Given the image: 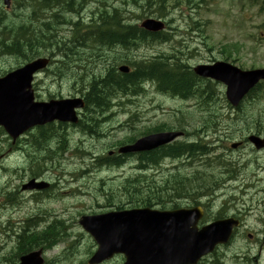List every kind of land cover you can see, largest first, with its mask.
I'll list each match as a JSON object with an SVG mask.
<instances>
[{"label":"trees","instance_id":"16d2710c","mask_svg":"<svg viewBox=\"0 0 264 264\" xmlns=\"http://www.w3.org/2000/svg\"><path fill=\"white\" fill-rule=\"evenodd\" d=\"M91 1L13 0L14 12L16 11L15 13L13 12L14 15L19 13L17 12L19 5L25 4L26 8L24 9V14L21 12V14L16 15L18 19H10L0 0V57L2 59L9 57L15 61L17 65L10 68V70L21 67L25 63L39 57L51 58L52 63L55 65L56 63L53 60L55 61L60 57L56 74L59 78L66 76L63 74L64 72L68 74V79L73 77L77 81L80 89L83 90L88 85L92 87V91L88 93L90 98L87 100L89 112H101V110L108 112L111 108L112 99L117 97L119 88L125 92H128L130 88L131 91H134L146 78L148 80L151 78V81L155 82V84L158 83L161 89L171 90L176 95L187 97L198 89L206 97L205 93L196 84L193 72L185 70L178 63L167 65L162 58H159L149 67L138 64L139 68L136 73L127 75L124 78L120 76L121 74L116 73L115 67L107 68V61L102 62L105 60V53L112 51V47L117 42L121 41L124 48L128 50L133 38L137 37L138 41L146 43L148 37H146L147 33L144 31L123 24V19H119L117 11L112 10L107 1H96L94 5ZM153 4L158 6L159 10L164 11V0H153L151 5ZM56 5L61 8L60 15L57 13L52 15L51 11L54 10ZM81 8L82 11L96 9L97 12L95 14L98 15L99 18L97 17V19L100 20H92L89 23L79 21L74 26L71 43L69 40L65 42L64 36L61 37V34H63L61 26L69 24V21L64 19V14L70 9L78 13ZM30 9L36 17H33ZM29 11L30 13L25 14ZM62 13L64 14L62 15ZM51 16L54 17L55 21L48 23L51 20ZM55 16L59 18L56 19ZM158 37H160V41H164V37L160 35H155V40ZM150 42L151 40L149 39ZM68 48H72L73 51L69 53L62 51ZM6 70V68H0V76L5 74ZM88 119H90L88 127L93 128V133L98 132L97 126L94 125V118L89 117ZM171 124L173 125V123ZM254 124L257 125L258 130L264 128V117L256 118ZM61 127H63L62 130L56 127L55 124H50L36 128L28 134V139L23 141L26 144L25 154L28 157V161L25 163L28 164L27 169H25L27 179L41 178L44 168L50 164L61 167L64 154L66 153L80 160L84 155L89 156V154L84 153L82 147L69 145V130L65 126ZM168 128L169 126L165 123L154 127L152 130L160 131ZM129 141H134V138ZM19 144L20 141L18 140L16 146ZM0 146L14 149L11 139L3 129H0ZM51 147L56 148V150L51 149ZM1 151L0 147V154ZM194 152L195 146H183L181 143H176L169 147L142 154L139 157V162L141 168L148 169L158 165L167 156L179 158L186 154L191 156ZM109 164H116V161L110 156H105L102 160L100 157L97 158V168H102L103 165L108 166ZM152 182V180H149V192H146L148 194L143 199H137L136 202L152 206L155 205L156 202L154 200H156L161 206H166L165 208L176 209L181 208V206L177 204L175 198L184 196L187 204L197 205V197L217 190L222 184V179L202 172L191 179L189 177L175 176L161 184ZM15 190L18 191L19 187H16ZM15 190H9L7 186L0 189V193H3L0 195L3 197L1 202H3L7 212L15 210L19 206L18 195L14 192ZM49 191L50 189L41 191L32 196L38 212H35L34 216L28 217L25 222L17 224L19 226L15 232L17 234L15 246L8 252L10 257L6 258L9 264H17L18 258L27 252L40 248L44 251L50 250L53 246L62 243L65 237L68 238L71 235L69 232L67 234L64 222L55 220V222L50 224L51 226H47L48 224L43 218L36 220V217L39 216V210L49 204L47 197H45ZM114 192L111 189L109 194L112 195ZM157 194H161L162 197H156ZM148 197L149 199H146ZM10 221L8 219L2 222L0 225L1 233L7 234L12 231L13 225ZM38 227L40 229H37ZM3 246H10L7 238L4 240ZM72 256L71 252L67 253L63 257L65 259L64 263L72 264L74 261ZM3 260L5 261V258ZM59 260V258H56V261Z\"/></svg>","mask_w":264,"mask_h":264},{"label":"water","instance_id":"95a60500","mask_svg":"<svg viewBox=\"0 0 264 264\" xmlns=\"http://www.w3.org/2000/svg\"><path fill=\"white\" fill-rule=\"evenodd\" d=\"M4 3L8 7L10 6V0H4ZM145 27L151 31H159L163 28L162 24L152 21L147 22ZM47 63V60H34L0 78V127H3L13 140L19 138L29 129L44 125L53 119L75 120L73 114L75 101L51 102L50 104L34 102L32 88L34 74L44 68ZM204 69V67H198L195 72L202 74ZM213 69L220 73V80L228 85V98L235 106L260 80H264V70L231 71L225 64H220ZM178 135L176 133L152 135L139 141L133 147L123 149V151L153 150L171 142ZM251 141L258 148L264 146V141L256 137H252ZM33 183L28 188L42 189L46 186L44 184L34 185ZM191 214V212L185 211L159 213L149 210H132L124 213L122 215L124 219L120 220L117 225L110 224L103 231L94 232L91 230L93 227L89 225L85 228L100 244L102 258L122 252L130 255L128 264H156L163 252H160L161 255L155 254L153 249L164 246L169 252V249L171 250L174 246L180 249L181 255L185 256L199 251L198 257H200L202 254L210 252L218 242L229 238L233 228L232 221L217 222L199 237L196 233L195 224L190 222L189 216ZM107 232V237L103 238V234ZM187 234L189 236L185 237ZM165 236L167 244L160 241L162 246L158 241L159 239L163 240ZM154 239L155 242L151 244L150 241ZM104 249L110 253H106ZM172 255H176L175 251L172 252ZM41 263L37 253L23 258L21 262V264Z\"/></svg>","mask_w":264,"mask_h":264},{"label":"rangeland","instance_id":"374dc122","mask_svg":"<svg viewBox=\"0 0 264 264\" xmlns=\"http://www.w3.org/2000/svg\"><path fill=\"white\" fill-rule=\"evenodd\" d=\"M204 1L206 3L201 4L198 10H191L186 6L185 3L181 4L180 9L172 13V17L174 19H169L173 20L171 25L173 29L179 30L174 39L178 42H183V44L187 46V49L185 51L189 53L188 63L192 66L207 62L212 55L217 58H222V56L220 55L222 51L221 45L227 42L236 40L244 35L252 36L257 39L259 37V34L249 31V28H251L252 26H259L264 24V19H237L238 24L245 27L244 30H240L236 28L235 24H233L234 21L231 17L232 15L229 14V10L233 6L232 0ZM173 4V0H168L166 3L167 8H169ZM215 5L218 6V11L216 13L212 11ZM174 7L176 6L173 5V8ZM237 9L238 8L236 7L231 8V10H233V13H235ZM17 11L19 12V9H17ZM30 11L32 13L31 9ZM30 11L26 12L25 14L30 13ZM189 16L193 18L192 20L194 22H199L200 25L197 26L192 24L190 22ZM33 17H36V15H33ZM10 19H13L12 15ZM14 19H18V17H14ZM191 28H193L194 30L192 31ZM179 47L180 46L175 45V48ZM175 48L173 45L159 44L149 47V49L142 48L141 50H139L138 55L142 57L149 56L150 58L162 52L171 53L175 50ZM210 48H212L213 50L210 51ZM246 59H250L252 62H259L261 64H264V50H259L258 55L255 57H243L244 61ZM16 65L17 64L13 59L9 57L2 59L0 57V68H6L7 70H9L10 68L15 67ZM140 88L141 85L136 88L135 91H139ZM218 89L220 92L224 91L222 87H218ZM45 90V84L41 83L40 91L44 93ZM42 93L40 94L42 95ZM113 100L114 98L111 101V105L113 103ZM136 100L140 101L139 113L142 115V122L140 124L141 129H143V127L159 124L162 122L169 123V121L173 119V116L179 115L180 112H184L190 118H199L201 116L195 114L199 112L196 110V108H194L192 103H185L179 100H172L159 95L150 96L149 99H143L139 97ZM220 100L221 102L219 106V111L223 116L226 117L230 115V111L223 96H221ZM263 106L264 103H261L257 107H250L249 111L251 114H254L257 112L256 109L261 110ZM97 113H103V110ZM259 113H257L255 116L259 115ZM99 119L101 118L94 117V120ZM123 119L124 118L121 117L118 118L119 121H122ZM136 132H139V125H137ZM232 141H236L235 138L232 139ZM230 144L231 143H229V147ZM0 147L2 150L0 154V163L3 164L6 168L10 169L8 172H5V170H0V189L4 188V186H7L8 182H10L13 187H15L16 185H21L22 180L20 177V172L14 171V169H16V166L21 163V159L18 158L17 155L12 156L11 151L9 152L6 146ZM248 151L250 152L249 148ZM240 153L241 151L238 150H236L235 152H231V157L234 159H240L243 162L251 159L248 154L245 153L241 156ZM251 155L252 159L256 161L252 160L249 165H240L236 172V175L238 176L237 182L229 184L221 192L220 195L222 198H220L216 203L217 206H219L222 200H227L230 195L235 194V196H233L235 198L234 206L242 208V212L244 214L249 215L248 221L251 226L250 232L256 235L258 232V227H260V205L264 201V153H251ZM176 164L177 163L175 162H167L166 166H168L170 172H172ZM131 172L132 170L126 169L124 171H121V174L125 175ZM166 172L167 171L164 169L162 173L164 174ZM162 173L160 175H162ZM107 175H109L110 177L114 176V174H106L103 176L106 177ZM104 181L106 182L107 180L105 179ZM81 186L83 185H74V191ZM104 187L105 189H108L109 185ZM156 197L161 198L162 195L157 194ZM72 201L76 206L81 205L84 202V200L77 201L74 200V198H72ZM49 207L57 210V212L60 213L62 210H64V208L71 207V203L69 201L51 204L49 203L45 207L41 208V210L39 211H44ZM165 207L166 206H164V208ZM233 213L235 212L232 211L231 214ZM17 217L22 218V213H19ZM241 246L242 244L239 243L233 245L232 248L239 249ZM244 249L246 254L251 255L252 251L250 248L245 247ZM56 253L57 251L51 252L48 257L52 258Z\"/></svg>","mask_w":264,"mask_h":264},{"label":"flooded vegetation","instance_id":"af4514ba","mask_svg":"<svg viewBox=\"0 0 264 264\" xmlns=\"http://www.w3.org/2000/svg\"><path fill=\"white\" fill-rule=\"evenodd\" d=\"M236 2H238L239 4L236 6L237 11L235 13H233V10H231V8H233L234 6H232L229 10V14L232 15V19H264V0H236ZM252 7V8H250ZM240 44H245V45H249L250 42L248 39H241L240 40ZM246 49H251L252 47L246 46L243 47V45H241L240 48H232V55H227L226 59L227 60H231L230 62L233 63L234 65L239 66L240 68H244V66H246L247 63L250 62V59H246L245 61H240L238 59H240V57L242 55H249L250 53L245 50ZM235 50H241L240 52H237ZM233 55H236V58L233 59ZM224 58V57H222ZM254 66H251L250 68H253ZM119 84V83H118ZM131 90V88H130ZM108 113V112H107ZM107 113H97V112H87L86 115V119L84 121V124L82 126V131L84 133L87 134H91L92 132V127L88 128V124L90 123V119H88L89 117H100L101 119L99 120H94V125L97 126V131L99 132L100 128L103 125V121L106 117ZM96 132V133H98ZM95 133V134H96ZM244 151H246V146L244 147ZM264 248V240L261 241L260 243V250L263 251ZM245 252V249H244Z\"/></svg>","mask_w":264,"mask_h":264},{"label":"bare ground","instance_id":"6f19581e","mask_svg":"<svg viewBox=\"0 0 264 264\" xmlns=\"http://www.w3.org/2000/svg\"><path fill=\"white\" fill-rule=\"evenodd\" d=\"M33 56H34V55H33ZM37 57H38V56H37ZM154 83H155V82H154ZM141 85H142V84H141ZM91 86H92V85H91ZM134 92H136L135 89H134ZM87 112H89V111H87ZM105 113H107V112H105ZM88 128H89V127H88ZM90 129H91V128H90ZM41 131H42V130H41Z\"/></svg>","mask_w":264,"mask_h":264}]
</instances>
